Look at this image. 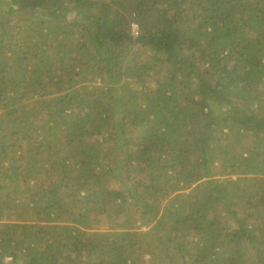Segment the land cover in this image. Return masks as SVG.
<instances>
[{"label": "trees", "instance_id": "trees-1", "mask_svg": "<svg viewBox=\"0 0 264 264\" xmlns=\"http://www.w3.org/2000/svg\"><path fill=\"white\" fill-rule=\"evenodd\" d=\"M262 161L264 0H0V264H264Z\"/></svg>", "mask_w": 264, "mask_h": 264}, {"label": "rangeland", "instance_id": "rangeland-1", "mask_svg": "<svg viewBox=\"0 0 264 264\" xmlns=\"http://www.w3.org/2000/svg\"><path fill=\"white\" fill-rule=\"evenodd\" d=\"M249 160H252V156L251 155L249 156ZM216 163L217 162H215V164H214L215 167L213 166V168H212V173L214 175H216L215 178L224 179V178H227L228 176H230V175H228V172H229L228 170L229 169L224 166V163H219L218 165H216ZM262 163H264V161H262ZM218 168H222V171H219ZM231 176L233 178L236 177V175H231ZM223 220H224L223 221V224H224L226 219L224 218ZM144 229H146V228L144 227L143 230ZM137 231H139V230H137Z\"/></svg>", "mask_w": 264, "mask_h": 264}, {"label": "built area", "instance_id": "built-area-1", "mask_svg": "<svg viewBox=\"0 0 264 264\" xmlns=\"http://www.w3.org/2000/svg\"><path fill=\"white\" fill-rule=\"evenodd\" d=\"M133 27H136L137 26V24H133L132 25ZM138 33V31L136 30V31H134V34H137Z\"/></svg>", "mask_w": 264, "mask_h": 264}]
</instances>
